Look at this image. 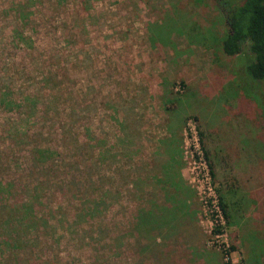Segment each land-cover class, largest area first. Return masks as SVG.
I'll return each instance as SVG.
<instances>
[{"label": "rangeland", "instance_id": "374dc122", "mask_svg": "<svg viewBox=\"0 0 264 264\" xmlns=\"http://www.w3.org/2000/svg\"><path fill=\"white\" fill-rule=\"evenodd\" d=\"M242 1L0 0V264H264Z\"/></svg>", "mask_w": 264, "mask_h": 264}, {"label": "trees", "instance_id": "16d2710c", "mask_svg": "<svg viewBox=\"0 0 264 264\" xmlns=\"http://www.w3.org/2000/svg\"><path fill=\"white\" fill-rule=\"evenodd\" d=\"M228 10L230 29L220 40L219 50L223 56L232 58L241 52L243 46H246L251 60L245 66V74L252 81L260 83L264 91V0H243L240 4L231 6ZM179 88L183 89V84L180 83ZM164 102L165 112L171 114L172 117L182 114V110L184 114L186 113L176 97L168 98ZM192 119L197 122L195 116ZM198 136L203 148L201 132H198ZM202 154L204 161L206 160L208 173L213 177L212 166L207 158V151L202 149ZM218 207L225 217L224 206L220 198H218ZM173 215H176L175 211H173ZM183 220L177 221L175 227H186L187 223L184 224ZM172 229L170 228L168 231ZM223 264H229V261Z\"/></svg>", "mask_w": 264, "mask_h": 264}]
</instances>
